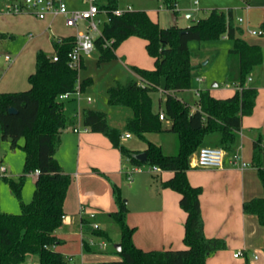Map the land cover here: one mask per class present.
<instances>
[{"label": "trees", "instance_id": "1", "mask_svg": "<svg viewBox=\"0 0 264 264\" xmlns=\"http://www.w3.org/2000/svg\"><path fill=\"white\" fill-rule=\"evenodd\" d=\"M162 1L172 7L171 0ZM97 4L106 8L110 15L102 25V35L95 39L100 60L116 56V48L130 36L144 39L147 52L155 59L153 68L131 66L135 76L129 77L126 83L117 82L108 88L109 104L132 109L133 114L125 119L124 130L145 143L147 160L140 161L136 156L141 151L130 149L121 142L123 130L109 122L105 111L85 107L83 122L90 131L109 139L120 151L123 163L156 165L162 171H171L172 176L161 181V187L180 195L179 204L186 212V220L184 248L146 250L136 245L133 235L137 226L128 223L130 208L127 200L120 187L100 171L112 185L116 209L108 216L120 228L121 248L118 250L114 245L112 253L118 256L117 259L96 264H206L209 256L226 249L227 242L223 237L205 233L200 200L203 189L190 182L188 171L192 168V158L204 145L221 147L231 157L236 155L243 118L251 115L256 105L258 90L248 85L247 80L252 69L263 62L262 47L245 38L243 28L235 24L232 9L213 8L206 17L186 27H162L145 10L114 14L113 10L119 7L118 0H98ZM260 30L264 36V15ZM223 34L233 40L226 81L236 82L240 87L231 96L221 98L213 96L208 88L200 89L198 99L191 103L187 91L191 89L196 65L192 63L188 43ZM5 37L6 34L0 32V40ZM104 39L114 41L104 46ZM52 43L53 53L37 50L35 70L28 77V89L0 93V148L1 141L8 140L10 149L22 147L26 153L24 174L18 180H8L12 192L20 197L25 175L38 171L33 198L28 203H21L22 211L13 214L0 209V264H68V258L57 248L65 240L56 231L66 215L64 204L72 176L65 172L55 152L61 145L63 132L74 119L67 114L60 95L75 92L78 83L80 89H84L90 79L79 82V69L69 65L75 36L53 38ZM55 55L57 60H54ZM160 86L164 100L160 99L159 107L154 108L152 93ZM12 107L16 113L10 112ZM160 111L168 124L160 119ZM153 133L175 135L178 153H167L162 143L149 137ZM22 137L25 142L20 145ZM176 143L174 140V147ZM252 165L257 170L263 193L244 200L243 211L255 217L264 232V144L260 133L252 140ZM89 218L81 217L82 235L111 240L109 232L94 228ZM83 241L87 245L85 239Z\"/></svg>", "mask_w": 264, "mask_h": 264}, {"label": "rangeland", "instance_id": "2", "mask_svg": "<svg viewBox=\"0 0 264 264\" xmlns=\"http://www.w3.org/2000/svg\"><path fill=\"white\" fill-rule=\"evenodd\" d=\"M100 1L106 2V0ZM171 2L173 6L168 7L162 0H118V6L126 8L130 5L132 10H145L162 27L172 25L185 27L199 18L206 17L213 8L232 9L235 24L243 28L245 38L260 44L263 50V62L252 69L247 84L258 89L264 85V36L248 33L250 29H260L264 15V0H248L247 2L245 0H199L198 5L194 4L193 0H171ZM31 3V0H0V31L7 34L6 38L0 40V93L28 89L30 87L28 75L35 70L36 51L43 49L53 53L54 47L51 42L53 37L76 36L78 33L77 26H68L63 16L54 18L52 25H48L47 22L52 18L50 15L46 20H38L35 10L29 7ZM67 3L79 8L87 4L86 0H67ZM160 5L163 7L160 8ZM15 6L24 10L14 12L13 7ZM188 13H192V16H187ZM240 18L243 20L241 21ZM83 25L84 23L80 24L81 28ZM70 27L74 30L73 34L67 32ZM232 44L233 40L227 34L218 38L189 41L192 63L196 65L191 81L193 90V95L189 99L191 103L198 99L197 91L200 89L208 88L217 97H227L240 87L236 82L226 81L229 50ZM6 53L15 57L14 61H7ZM20 53L21 57H19ZM133 65L145 68H153L155 65V59L149 55L145 42L140 37L130 36L125 39L116 48V56L107 60H100L99 52L95 49L92 53L83 56L78 73L79 82L87 78L90 81L84 89L80 90V96L72 94L63 99L66 112L76 116L75 125L84 131L82 135L90 132L96 136L91 142L80 145L79 133L66 130L62 134L61 145L55 152L56 158L66 172L73 176L64 205L67 212L66 217L62 226L57 230V235L65 240V243L58 247L68 258V264H90L118 258L112 252L114 245L120 241V228L108 216V213L112 211L111 208L113 211L116 209L110 180L120 187L132 214L137 219L145 220L144 211L153 213L155 185L167 173V171L152 172V165L141 164L142 171L134 174L133 181L128 180L126 172L130 171L134 165L122 164L120 152L111 146L109 139L99 132L90 131L83 122V108L92 107L105 111L109 122L126 133L124 122L128 116L133 114V111L128 106L109 104L108 88L117 82L126 83L129 77L135 76L131 68ZM197 77L202 80L198 81ZM152 96L154 108H158L159 100H164L162 86L153 92ZM88 97L92 99L90 103L87 101ZM165 121L167 120L164 119ZM245 132L240 129L239 141H241V134ZM174 136L154 133L149 135L153 140H160L169 154L178 153V139ZM174 140L177 142L175 147ZM24 142L25 137H22L19 143L23 145ZM121 142L129 148H136L142 144L133 134L130 137L121 138ZM0 150L1 166L6 168L0 175V209L4 212L18 214L22 211L21 203H28L33 198L37 175L35 172L25 175L21 195L17 197L12 192L8 180H18L24 174L26 153L22 147L10 149L8 140L1 141ZM241 161L245 162L243 159ZM191 174L195 175L196 181H202L205 169H193ZM199 186L203 189L202 185ZM98 208L107 212L99 211ZM92 209L96 212L95 218H89ZM81 215L88 217L92 222H97L100 228L107 230L111 240L90 234L82 235ZM83 239L87 245L84 244ZM103 241L105 245L101 247ZM146 245L149 248L145 249L153 248V242H148ZM249 255L250 263L264 264V248L257 249ZM241 260L244 261L243 258Z\"/></svg>", "mask_w": 264, "mask_h": 264}, {"label": "crops", "instance_id": "3", "mask_svg": "<svg viewBox=\"0 0 264 264\" xmlns=\"http://www.w3.org/2000/svg\"><path fill=\"white\" fill-rule=\"evenodd\" d=\"M86 5L87 4H84L81 8L86 7ZM69 6L72 9L79 8L74 4H70ZM149 16L151 17L150 14ZM187 16H192V13H188ZM51 17V20L47 21L48 25H52L54 18L57 16ZM151 18L158 22L153 17ZM37 19L40 21L46 20L39 18ZM83 26L82 28L81 26H78L77 30L79 31L85 29V24ZM67 32L68 34H73L74 30L72 27H70L68 28ZM29 36H32V34H29ZM64 36L66 35H59L58 37L53 38ZM144 42L146 47V41L144 40ZM7 55L10 56V59L6 58ZM19 57H21V53L19 54ZM5 58L9 62L14 61L15 59V57L11 56L9 53L5 54ZM257 90L258 96L253 113L243 118L241 129L245 130L247 134L245 132V134H241L240 136L241 141H239V146L236 150V154L239 156L237 163H233L232 157L229 155H226L224 165L221 168L195 167L194 157L191 160L192 168L188 171L190 182L196 186H203L200 200L205 222V233L208 236L223 237L227 242L226 249L217 251L215 254L209 256L206 260V264H252L250 263L251 257L249 254L254 253L257 249L261 250L264 248L263 227L255 217L247 215L243 211L244 200L260 196L263 193L257 170L252 165V140L258 133L262 135L264 144V85L259 87V89L257 88ZM187 92L189 93L187 94L189 100L193 95V90L190 89ZM210 92L213 96H215L211 90ZM91 101L88 102L90 103ZM68 115L70 118L74 119V123L66 128L65 131H74L77 118L75 115ZM168 123V121H165V124ZM76 127L80 129L79 132H76L79 133L78 140L80 145L82 143L91 142L96 138L95 134L90 132L82 135L84 131H82L79 126ZM256 131H258V133ZM153 141L156 143H161V141L158 139H154ZM140 142L142 144H139V147L130 149L144 151L146 145L144 142ZM121 157L122 155L120 153V162L122 164H127L128 162L123 163V157ZM242 159L245 160L246 163H249V165L242 168V162H244L241 161ZM193 169H205V176L202 181H196L195 175L191 174ZM160 172L163 171L161 170ZM70 175L72 176V174ZM171 176L172 172L167 171L159 183H156L153 190V213L151 211H144L143 214L146 218L145 220L137 219V217L134 216L131 211H129L127 217L128 223L132 226H137V230L133 235V240L136 245L144 249L149 248L146 245L148 242H153L152 249H176L185 247L183 236L185 233L184 223L186 220V212L180 207V195L172 189L161 187V181H164ZM133 180L134 176L131 181ZM98 209L99 211L107 212L101 208ZM111 210L113 211V208H111ZM82 216L83 215L80 216V219ZM57 248L59 249V247ZM240 250L244 252V256L235 257V252ZM242 258L244 261L241 260ZM255 258H257V256H255Z\"/></svg>", "mask_w": 264, "mask_h": 264}, {"label": "built area", "instance_id": "4", "mask_svg": "<svg viewBox=\"0 0 264 264\" xmlns=\"http://www.w3.org/2000/svg\"><path fill=\"white\" fill-rule=\"evenodd\" d=\"M98 0H86L87 6L84 8H70L67 0H31V5L29 6L31 9L35 10V15L39 19H46L47 16H63L65 18L66 24L68 26H80L81 23L85 24V29L79 30L76 37V43L73 50L69 53V65L73 68L80 69L81 60L84 55H88L92 53L96 49L95 39L98 36L102 35L101 26L110 19L109 11L106 8H100L97 4ZM194 4L198 5L199 0H193ZM173 6V5H172ZM163 6L160 5V8ZM11 9V8H10ZM14 12L23 11V8L13 7ZM131 6L129 5L126 8H117L113 10V13L116 15H121L126 11H131ZM104 16V17H102ZM242 21L243 19L240 18ZM249 34H262V31L250 29L248 31ZM104 46L111 45L113 43V39H104ZM7 59H10V56H6ZM57 56H54V60H57ZM198 81L202 79L197 77ZM80 87L78 83L77 90L73 93H63L60 95V99L67 98L72 94H77L80 96ZM198 92V91H197ZM80 99V98H79ZM88 101H91V98H87ZM160 119L164 120L165 116L163 111H160ZM75 132H79L80 129L78 127H74ZM131 133L126 132L121 135V138L130 137ZM226 157V152L224 149L218 146L204 145L202 146L198 152L194 155V166L199 168H221L224 165V160ZM239 160V156L236 154L232 157V162L237 163ZM249 165V163L242 162V168ZM6 170L5 167L0 166V175L2 172ZM142 171V166L134 165L131 167L130 171L126 172V177L128 180H132L135 173ZM152 172H160L161 169L153 165L151 168ZM38 173V171H35ZM90 218L96 217V212L91 210L89 214ZM94 228H100L97 222H92ZM105 245L103 241L101 243V247ZM235 257H243L244 252L242 250L235 252ZM96 264V263H90Z\"/></svg>", "mask_w": 264, "mask_h": 264}, {"label": "water", "instance_id": "5", "mask_svg": "<svg viewBox=\"0 0 264 264\" xmlns=\"http://www.w3.org/2000/svg\"><path fill=\"white\" fill-rule=\"evenodd\" d=\"M10 112H11V113H16L17 110H16L15 108L12 107V108H10ZM136 157H137L140 161H146V160H147V153H146L145 151H141L140 153L137 154ZM115 247H116L118 250H120V248H121L120 243L115 244Z\"/></svg>", "mask_w": 264, "mask_h": 264}]
</instances>
